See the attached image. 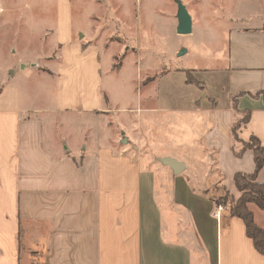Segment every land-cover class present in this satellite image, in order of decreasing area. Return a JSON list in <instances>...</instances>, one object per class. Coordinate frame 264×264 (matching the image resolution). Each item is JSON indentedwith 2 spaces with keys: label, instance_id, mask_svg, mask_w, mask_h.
Wrapping results in <instances>:
<instances>
[{
  "label": "crops",
  "instance_id": "1",
  "mask_svg": "<svg viewBox=\"0 0 264 264\" xmlns=\"http://www.w3.org/2000/svg\"><path fill=\"white\" fill-rule=\"evenodd\" d=\"M13 1L0 0V35L11 43L23 32L3 18L28 8ZM54 1L59 13L47 36L60 49L53 61L65 63L55 69L0 56V264H264L243 219L217 203L220 189L235 190L238 172L257 169L252 149L234 151L240 110L249 118L238 137L264 146V0L218 1L226 11L216 40H226V57L211 68L167 69L145 85L156 92L142 110L194 116L202 126L205 135L184 130L181 147L193 152L181 157L149 150L160 143L154 135L149 144L140 134L125 142V133H107L112 117L129 108L113 105L104 88L103 38L76 26L73 0ZM27 66L48 79L50 101L38 100L45 87L21 83L18 71ZM189 73L200 85L188 82ZM71 113L92 115L85 134L67 131L82 118ZM93 120L105 131L95 132ZM166 156L185 170L175 174L159 160ZM257 179L264 182V166ZM251 208L264 228V210Z\"/></svg>",
  "mask_w": 264,
  "mask_h": 264
},
{
  "label": "rangeland",
  "instance_id": "2",
  "mask_svg": "<svg viewBox=\"0 0 264 264\" xmlns=\"http://www.w3.org/2000/svg\"><path fill=\"white\" fill-rule=\"evenodd\" d=\"M73 1L76 26H82L88 33L96 32L103 38L104 88L110 95L112 104L129 108V112L112 117V126L107 133L110 136H122L125 133V138L129 137L130 141L132 137L140 134L145 143L149 144L150 137L154 135V140L160 143L156 147H150L152 152L164 153L171 150L180 157L182 152L190 154L193 147H181L184 130H191L192 126L195 134L201 132L205 135L201 131L202 126L195 122L194 116L152 114L148 110H142L147 104L150 106L149 101L155 99L156 92L155 84L145 85L156 80L159 73L166 72L167 69L211 68L214 59L226 57V40H216L218 31L224 34L222 21L218 18L220 12L226 11L219 5L221 0H182L192 17L193 31L189 34L177 32L176 0H104L101 4L95 0ZM11 3L28 8L8 12L7 19L1 17L13 25L10 27L13 32H23L19 41L13 40L12 43L9 37L0 35V56L3 61L17 64L20 58L30 62L39 60L43 66L55 69L58 64L65 63L61 59L57 60L59 63L53 61L59 57L60 49L56 46V36H47V30H55L57 23L59 11L56 2L16 0ZM18 20L24 24L22 30L15 28ZM6 65L7 63L3 64L2 68L5 69ZM18 72L23 73L19 74L21 83L27 84L29 88L38 87L39 90L42 86L45 87L47 96L39 97L38 100L50 101L48 96L51 95V89L48 79L39 74L34 66H27ZM12 74L9 71V75L13 76ZM64 74L63 72V76ZM150 95L153 97L150 98ZM138 107L141 108L139 113ZM244 112L240 110L241 114H238L236 121L244 119ZM69 116L82 118L77 121L78 124L65 125L67 131L74 135L85 134L88 126L86 118H92V115L71 113ZM83 121H86V124ZM92 124L95 132L105 131L100 127V121L93 120ZM248 142L259 147L254 140L249 139ZM236 144L241 147V144ZM219 193V197L226 198L227 202L232 197L239 196L236 189H220Z\"/></svg>",
  "mask_w": 264,
  "mask_h": 264
},
{
  "label": "trees",
  "instance_id": "3",
  "mask_svg": "<svg viewBox=\"0 0 264 264\" xmlns=\"http://www.w3.org/2000/svg\"><path fill=\"white\" fill-rule=\"evenodd\" d=\"M262 30L264 31V24ZM188 82L200 85V82L191 73L188 74ZM260 94L264 97V91H261ZM234 107L238 108L236 99L234 100ZM248 118L249 115H246L244 119L236 121L233 125L234 142L241 144V147L239 149L234 148V151L236 155L241 156L244 151L252 149L255 152L256 172H238L235 175V189L239 192V196L232 197L228 202L226 198L218 196L217 203L228 205L233 216L243 219L248 236L253 239L256 249L264 254V228L256 222L255 214L251 208V205H256L259 209L264 210V182L257 179V172L264 166V146L256 137H252L251 140L258 143L259 147L248 141L244 142L237 133L239 127L247 122ZM235 147H238L237 144Z\"/></svg>",
  "mask_w": 264,
  "mask_h": 264
},
{
  "label": "water",
  "instance_id": "4",
  "mask_svg": "<svg viewBox=\"0 0 264 264\" xmlns=\"http://www.w3.org/2000/svg\"><path fill=\"white\" fill-rule=\"evenodd\" d=\"M178 4V26H177V32L179 34H189L193 31V23H192V17L188 11L187 6L184 4L182 0H176ZM25 64L23 63L21 67L23 68ZM124 141L126 142L127 139L125 138ZM159 160L172 168L175 174H180L185 170V163L183 161H180L176 158L166 156L161 157Z\"/></svg>",
  "mask_w": 264,
  "mask_h": 264
},
{
  "label": "built area",
  "instance_id": "5",
  "mask_svg": "<svg viewBox=\"0 0 264 264\" xmlns=\"http://www.w3.org/2000/svg\"><path fill=\"white\" fill-rule=\"evenodd\" d=\"M225 209V205L224 204H221V203H219L218 204V211H222V210H224Z\"/></svg>",
  "mask_w": 264,
  "mask_h": 264
}]
</instances>
